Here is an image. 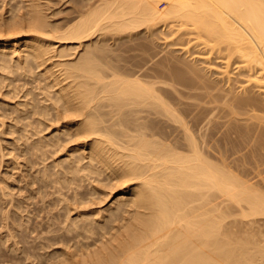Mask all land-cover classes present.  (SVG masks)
Here are the masks:
<instances>
[{
    "label": "bare ground",
    "instance_id": "1",
    "mask_svg": "<svg viewBox=\"0 0 264 264\" xmlns=\"http://www.w3.org/2000/svg\"><path fill=\"white\" fill-rule=\"evenodd\" d=\"M226 141L264 153V0H0V264H264Z\"/></svg>",
    "mask_w": 264,
    "mask_h": 264
},
{
    "label": "rangeland",
    "instance_id": "2",
    "mask_svg": "<svg viewBox=\"0 0 264 264\" xmlns=\"http://www.w3.org/2000/svg\"><path fill=\"white\" fill-rule=\"evenodd\" d=\"M217 105L219 106V108L224 109V104H222V102L217 103ZM218 113L219 114L217 115L216 120L218 122H220V125L222 126V128L226 130V128L231 124L233 119L226 112L219 111ZM242 117H246V116H242ZM212 141L214 144H216V138H213ZM223 146H224V148H226V151H227L224 154V157L226 158V154L230 151V148H229V150L227 149V147H229V142L226 141L225 143H223ZM233 152L234 151L232 150L231 153L230 152L228 153L229 155L231 154V156L228 155V157H227L228 159L226 158L227 159V162H226L227 166L226 167L227 168L229 167L233 173L237 174L242 179L248 180V182L250 181L249 183L253 182V185H255L254 183H257L258 186H259V184L261 186H264V163H262V162H264V160H262V158H261L264 153L262 152V155L260 153V156H258V157H260V159H261L260 160L258 157H256L258 154H255V155H251V154L248 155L247 154V156H246V155H244V152H242V153L237 152V156H236V154H235L236 151H235L234 155H232ZM250 156H252V158L256 157L257 159L256 158L252 159V158H250ZM234 157L235 158L237 157L239 160H242V162H240L237 159L241 164L240 163L238 164L237 160L234 161V159H235ZM263 159H264V157H263ZM0 169L3 170V167H1V160H0ZM4 170H5V168H4ZM238 217H239V212H236L228 218V221L230 222L234 218L240 219L241 216L239 218Z\"/></svg>",
    "mask_w": 264,
    "mask_h": 264
}]
</instances>
